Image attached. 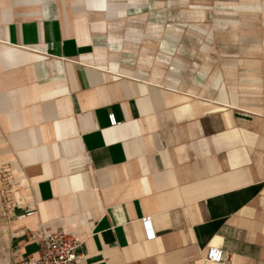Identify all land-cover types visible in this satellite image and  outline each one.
<instances>
[{
	"label": "crops",
	"instance_id": "0c3cea01",
	"mask_svg": "<svg viewBox=\"0 0 264 264\" xmlns=\"http://www.w3.org/2000/svg\"><path fill=\"white\" fill-rule=\"evenodd\" d=\"M110 1L0 0V164L27 194L13 254L66 231L79 264H264V93L239 84L262 80L203 43L112 57L82 15Z\"/></svg>",
	"mask_w": 264,
	"mask_h": 264
},
{
	"label": "rangeland",
	"instance_id": "374dc122",
	"mask_svg": "<svg viewBox=\"0 0 264 264\" xmlns=\"http://www.w3.org/2000/svg\"><path fill=\"white\" fill-rule=\"evenodd\" d=\"M108 5L109 15L91 14L85 8L82 15L100 33L112 57L121 60L123 50L155 38L164 55L183 41L208 44L195 54L209 57L211 64L219 60L232 77L257 76L262 82L239 84L248 94L264 93V0H112ZM94 9L102 13L107 4L96 3ZM221 91L226 92L223 83ZM21 179L15 172L6 174L0 164V264H11L16 258L15 210L27 196L26 181Z\"/></svg>",
	"mask_w": 264,
	"mask_h": 264
},
{
	"label": "built area",
	"instance_id": "2783aa9c",
	"mask_svg": "<svg viewBox=\"0 0 264 264\" xmlns=\"http://www.w3.org/2000/svg\"><path fill=\"white\" fill-rule=\"evenodd\" d=\"M113 125L116 124L115 114L109 115ZM147 231L153 234L152 219L146 216L142 219ZM30 237L40 243L41 251L39 255H29L16 257L11 264H79L78 249L82 244L79 236L66 231L57 232H32ZM206 260L219 263L229 259L220 246H211L206 254Z\"/></svg>",
	"mask_w": 264,
	"mask_h": 264
}]
</instances>
